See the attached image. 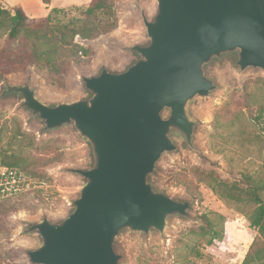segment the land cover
<instances>
[{"label": "rangeland", "instance_id": "obj_1", "mask_svg": "<svg viewBox=\"0 0 264 264\" xmlns=\"http://www.w3.org/2000/svg\"><path fill=\"white\" fill-rule=\"evenodd\" d=\"M8 1L0 0L2 10L12 13L19 7L25 12L19 1L14 5ZM90 2L53 0L50 24H76ZM52 9L62 11L51 13ZM114 12L116 29L91 42H78L80 64L58 76L40 65L3 63L8 23L0 24V264H32L27 253L37 249L41 239L30 227L43 219L54 224L65 220L85 184L73 170L93 165L91 146L73 124L45 130L20 94L5 91L8 86H28L48 106L88 99L82 78L102 69L122 72L138 59L131 49L148 44L144 20L154 18L157 0H114ZM42 18L46 17L34 19ZM237 60L234 52L226 53L204 66L215 88L186 105L195 124L191 147L181 134L172 132L176 150L164 153L150 176L155 191L189 203L187 215L169 216L162 233L122 230L114 242L119 264L243 263L258 236L249 222L252 208L230 203L197 181L198 175L213 172L230 184H245L244 177H251L264 185V70L241 71ZM168 116L164 110L162 117ZM10 162L18 167L4 166ZM261 197L264 201V190ZM205 220L214 225L217 238L199 235Z\"/></svg>", "mask_w": 264, "mask_h": 264}, {"label": "water", "instance_id": "obj_2", "mask_svg": "<svg viewBox=\"0 0 264 264\" xmlns=\"http://www.w3.org/2000/svg\"><path fill=\"white\" fill-rule=\"evenodd\" d=\"M144 26L148 44L131 49L138 59L126 70L82 78L88 99L48 106L28 86L5 91L20 94L45 130L73 124L92 149V167L73 170L85 184L72 213L30 227L41 239L27 253L32 264H119L114 242L122 230L162 233L169 216H186L189 203L155 191L148 178L176 150L172 132L191 147L186 105L215 88L204 66L237 51L241 71L264 70V0H157Z\"/></svg>", "mask_w": 264, "mask_h": 264}, {"label": "trees", "instance_id": "obj_3", "mask_svg": "<svg viewBox=\"0 0 264 264\" xmlns=\"http://www.w3.org/2000/svg\"><path fill=\"white\" fill-rule=\"evenodd\" d=\"M51 2L52 0H41L46 7ZM12 11L0 8V24L8 23L2 62L9 67L40 65L54 76L80 64L77 56L78 42H91L117 26L114 0H91L83 12V18L76 24L53 25L50 24V15L42 19H29L19 7H14ZM60 11L62 10L52 9L51 13ZM33 23L39 24L34 27ZM234 53L238 56L237 51ZM4 166L18 167V164L10 162ZM244 180L245 184H230L220 180L213 172H206L198 175L197 181L208 184L216 195L230 203L252 208L249 222L257 230L258 236L250 245L242 264H264V201L261 197L264 185L254 182L251 177H244ZM148 181L151 183V177ZM205 225L206 227L198 230L199 235L217 238L214 225L208 220H205ZM114 251L117 254L116 244Z\"/></svg>", "mask_w": 264, "mask_h": 264}, {"label": "crops", "instance_id": "obj_4", "mask_svg": "<svg viewBox=\"0 0 264 264\" xmlns=\"http://www.w3.org/2000/svg\"><path fill=\"white\" fill-rule=\"evenodd\" d=\"M8 1V0H7ZM19 1L22 5V7L24 8V3L27 2V1H30L32 3L33 1V8L31 9L32 12H28L25 8H24V13L25 15L28 17V18H35V17H47L48 16V11H50L51 7H53L52 5V2L51 4L46 7L44 6L42 3H41V0H15V1H11L9 0L8 2L11 4V5H14L16 4V2ZM53 1V0H52ZM42 5L44 8H41V6H38V5Z\"/></svg>", "mask_w": 264, "mask_h": 264}, {"label": "bare ground", "instance_id": "obj_5", "mask_svg": "<svg viewBox=\"0 0 264 264\" xmlns=\"http://www.w3.org/2000/svg\"><path fill=\"white\" fill-rule=\"evenodd\" d=\"M14 1H15V0H14ZM23 5H24L25 9H26L28 12H32V11H31V8H30V5H31V2H30V1L25 2Z\"/></svg>", "mask_w": 264, "mask_h": 264}]
</instances>
